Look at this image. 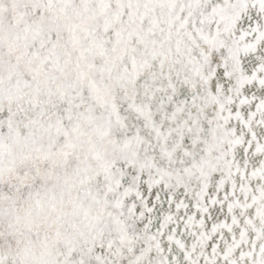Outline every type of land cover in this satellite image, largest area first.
<instances>
[{
    "label": "snow or ice",
    "instance_id": "6c2138e0",
    "mask_svg": "<svg viewBox=\"0 0 264 264\" xmlns=\"http://www.w3.org/2000/svg\"><path fill=\"white\" fill-rule=\"evenodd\" d=\"M0 264H264V0H0Z\"/></svg>",
    "mask_w": 264,
    "mask_h": 264
}]
</instances>
